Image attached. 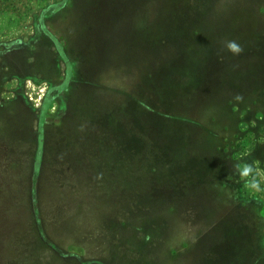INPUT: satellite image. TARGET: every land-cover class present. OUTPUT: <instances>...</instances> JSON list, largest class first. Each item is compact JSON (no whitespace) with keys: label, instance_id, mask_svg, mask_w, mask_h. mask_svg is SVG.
I'll list each match as a JSON object with an SVG mask.
<instances>
[{"label":"rangeland","instance_id":"1","mask_svg":"<svg viewBox=\"0 0 264 264\" xmlns=\"http://www.w3.org/2000/svg\"><path fill=\"white\" fill-rule=\"evenodd\" d=\"M263 33L264 0H0V264H264Z\"/></svg>","mask_w":264,"mask_h":264},{"label":"trees","instance_id":"2","mask_svg":"<svg viewBox=\"0 0 264 264\" xmlns=\"http://www.w3.org/2000/svg\"><path fill=\"white\" fill-rule=\"evenodd\" d=\"M254 30V29H253ZM253 33V32H252ZM255 34V33H254ZM260 38V40L263 42V44H264V33H263V35L261 36H259L258 37V39ZM244 39H251V38H244ZM256 39V38H255ZM118 111L115 109L114 111H113V113H117ZM110 118H113L112 116L110 117ZM110 121H112V120H110ZM117 122H119V121H117ZM259 126H263L264 127V121H261L260 122V124H259ZM258 126V127H259ZM118 127H120L119 126V123H118ZM119 131H120V128H119ZM258 134V133H257ZM257 146H260L259 144L257 145ZM256 146V147H257ZM259 148H257L256 150H255V148L253 149L254 151L248 156V158L249 157H251V158H254L255 156H256V154L257 153H259V151L260 150H258ZM229 158V157H228ZM220 174V173H219ZM193 213V215H192V217H194L195 215V213L194 212H192ZM220 248H222V253H223V255H221V257H220V259L221 260H224L225 262H227V263H237V261H239L240 262V264H245L246 263V260H247V248H246V250H244V246H242L240 243H238V244H232V242H231V240H230V238L228 239V240H225L224 242H223V245L222 246H219ZM215 249V248H214ZM261 249H262V247H261ZM239 250V251H238ZM233 251H238L239 253L238 254H235ZM251 256H252V254H251ZM262 258V257H261ZM258 259L259 258H257V257H255L254 259H252L251 260V262L250 261H248L249 263H247V264H257V261H258Z\"/></svg>","mask_w":264,"mask_h":264},{"label":"clouds","instance_id":"3","mask_svg":"<svg viewBox=\"0 0 264 264\" xmlns=\"http://www.w3.org/2000/svg\"><path fill=\"white\" fill-rule=\"evenodd\" d=\"M226 47L234 55H239L242 52V48L235 41L227 42ZM237 99H241V97H237ZM236 167L238 174L241 177L244 178L252 177V179L248 182V187L256 191H261L260 182L255 177L256 169H254L252 164H245L242 167L237 165Z\"/></svg>","mask_w":264,"mask_h":264}]
</instances>
